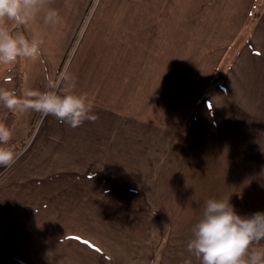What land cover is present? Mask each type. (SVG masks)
<instances>
[{"label": "crops", "instance_id": "0c3cea01", "mask_svg": "<svg viewBox=\"0 0 264 264\" xmlns=\"http://www.w3.org/2000/svg\"><path fill=\"white\" fill-rule=\"evenodd\" d=\"M199 1L202 13L186 21L190 26L185 45L188 51L193 48L191 25L194 22L208 25L204 28V49L202 44L197 46V55H202L201 59L207 55V60H203L208 62L209 70L214 71L205 83L206 94L201 92L199 97V116L203 118L200 145L206 144L208 148L204 151H212L213 156L211 167L208 160L204 161L202 173L209 167L217 176L209 181L202 175L200 184L222 182L231 186L237 195L235 198L264 200V0ZM59 22L46 26L37 18L31 24L32 35L28 34L38 33L43 40H51L62 57L64 32L59 31ZM10 26L9 22L6 27ZM116 34L121 38L119 32ZM123 46L128 47L129 43L116 41L114 49L113 42L108 43L103 67L79 56L75 59L74 52L66 69L76 77V93L79 82H84L82 87L88 88L83 89L82 94L94 101L93 112L99 114L94 123L85 121L71 128L54 116L43 118V123L39 117L36 129L17 154L16 162L10 168L0 166V264H184L185 260L199 264L187 248L170 241L176 227L170 231L172 224L168 223V231L161 230L159 215L156 219L153 216L149 225L144 217L148 211H97V200L122 201L127 199L128 193L133 192L130 196H134L141 192L135 184L142 174L137 168L140 163L144 166L143 162L120 159L118 163L116 159L91 153L95 147L90 148L88 142L91 135L88 131L97 135L99 128L106 124L100 119L102 116L108 115L110 120L133 119L120 95L129 86L131 69L129 51ZM41 52L35 62L20 59L13 65H0V84L6 80L2 79L3 68L20 67L25 73L38 72V80L25 81L22 94L26 88L47 91L48 72L56 65L47 62L49 54L44 43ZM110 55L120 56L119 64H113L108 59ZM131 65L134 77L143 76V65ZM141 82L144 84L143 77ZM57 86L63 92L60 81ZM13 114L16 122L12 136L22 135L23 138L35 112ZM136 116L138 120H146L144 116ZM108 126L111 128L112 124ZM110 150L108 146L107 152ZM143 150L134 147L129 152ZM118 152L120 158L123 154L129 157L126 147ZM155 164L149 161L147 166L154 169ZM255 165L263 170L257 172ZM106 166L109 169L120 167L121 177L111 176L107 168L102 170ZM127 169H131L132 181L125 172ZM113 183L120 185L119 190H113ZM189 183L192 184L190 180ZM245 184L249 187H244L241 194L240 185ZM149 231L152 234L150 232L147 239Z\"/></svg>", "mask_w": 264, "mask_h": 264}, {"label": "rangeland", "instance_id": "374dc122", "mask_svg": "<svg viewBox=\"0 0 264 264\" xmlns=\"http://www.w3.org/2000/svg\"><path fill=\"white\" fill-rule=\"evenodd\" d=\"M48 6L59 12V31L64 32L65 51L61 57L57 54L56 44H52L51 40H44L49 54L47 62L56 65L55 71L48 72L47 91L50 90V83L57 85L60 81L61 74L72 62L74 52L75 59L79 56V59L92 60L103 67L106 64L107 45L111 42L113 49L116 41L129 43L128 47H123L129 51L127 58L131 61L130 68L133 69L131 67L133 63L143 65L144 68L143 76L138 75V78L131 74L130 69L129 86L126 87V92H120L123 106L128 105L129 116L133 119L110 120L108 115H104L100 119L106 124L99 128L98 134L93 135V131H88L91 134L88 139L89 147H95L91 153L107 156L110 160L116 159L118 163L120 159H128L130 163L135 160L144 163L142 167V163L137 165L142 174L138 177V184H135V188H139L141 192L134 196H130L134 194L133 192L128 193L127 199L122 201L97 200V211H148L144 217L149 225L153 216L156 219L159 215L161 230L167 232L168 223H171L170 231L175 227L176 231L171 232L170 241L181 244L185 249L192 238V228L202 218L208 199L229 197L234 210L241 216H250L258 211L264 212V200H242L239 196L235 198L237 195L233 193L229 184L222 182L219 185L200 184L202 175L209 181L217 179V176L212 174L214 171L209 167L202 173L204 161L208 160L211 167L213 156L212 151H204L208 148L206 144L203 147L200 145L203 118L199 116L201 115L199 97L201 92L206 94L205 83L214 71L211 72L208 62L203 60L207 55L202 59V55H197L199 49L197 46L202 44L204 49L206 45L204 28L208 25L194 22L191 25L193 48L188 51L185 45V39L189 38L186 32L190 26L186 21L191 16L198 17L202 13L199 0H50ZM42 15L43 13L38 17L39 20H42ZM10 25L8 28L10 32L21 31L26 37H32L31 24L17 26L10 22ZM107 31L110 33L109 41ZM116 32L122 35L121 38L120 35H115ZM120 58L110 55L108 59L113 61V64H119ZM37 74L38 72L25 73L20 67L3 68L1 75L2 79L6 80L0 84V88L15 89L18 95H22L25 81L35 82L38 80ZM142 77L144 84L141 82ZM82 84L84 82L78 84V94H82L83 89H88L83 88ZM8 113L10 111L0 104V123H4L12 130L16 120L14 114ZM96 115L99 116L98 113ZM136 115L144 116L146 120L144 122L138 120ZM39 117L41 118V114L35 112L32 120V123L34 121L35 123L29 136L27 132L32 123L27 127L26 133L23 132V138L22 135H13L12 137L16 136V139L11 138L8 146L13 143L16 148L21 147L20 142L24 139V144L18 150L20 152L36 129ZM109 123L112 124L111 128L108 126ZM101 132L105 134L102 135ZM82 138H85L83 133ZM108 146L111 148L109 152ZM125 147L128 149L129 157L123 154L120 158L118 151ZM134 147L144 150L129 152V149ZM149 161L157 163L154 169L147 166ZM255 167L257 172L263 170L260 165ZM106 168L107 166L102 170ZM131 169L125 171L129 174L130 181ZM106 170L111 176L121 177L120 167ZM262 172L264 174V170ZM119 187V184L113 183V190H119ZM240 187L243 194L244 187H249V184ZM150 232H147V239Z\"/></svg>", "mask_w": 264, "mask_h": 264}, {"label": "clouds", "instance_id": "9594fccd", "mask_svg": "<svg viewBox=\"0 0 264 264\" xmlns=\"http://www.w3.org/2000/svg\"><path fill=\"white\" fill-rule=\"evenodd\" d=\"M50 0H0V65H13L18 60L33 62L41 57L43 38L37 33L31 38L21 31L10 32L8 22L17 26L30 25L42 15L43 24L54 26L60 20L57 9L49 7ZM51 80V78H49ZM63 92L50 83L48 91L26 88L22 95L15 89L0 88V104L10 112H36L43 118L51 115L58 122L76 128L85 121L95 122L94 101L86 94L75 92L76 77L65 70L60 76ZM11 129L0 123V166L10 168L18 159L8 146ZM264 212L241 216L225 199H208L202 218L192 228L187 251L199 264H264ZM184 264H191L185 260Z\"/></svg>", "mask_w": 264, "mask_h": 264}, {"label": "trees", "instance_id": "16d2710c", "mask_svg": "<svg viewBox=\"0 0 264 264\" xmlns=\"http://www.w3.org/2000/svg\"><path fill=\"white\" fill-rule=\"evenodd\" d=\"M8 115H13V112L8 113ZM34 123H35V121L32 123V125H30V129L27 132V136H29L31 134V128L34 125ZM20 143H21L20 146L22 147V145L24 144V139L21 140ZM10 147H12L15 150L16 153L19 152L18 150H20V148H21V147H17L16 148V145L15 144L13 145V143L10 145Z\"/></svg>", "mask_w": 264, "mask_h": 264}]
</instances>
